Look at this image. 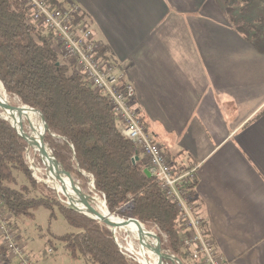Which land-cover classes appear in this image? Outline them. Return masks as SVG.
Returning <instances> with one entry per match:
<instances>
[{
  "label": "crops",
  "instance_id": "0c3cea01",
  "mask_svg": "<svg viewBox=\"0 0 264 264\" xmlns=\"http://www.w3.org/2000/svg\"><path fill=\"white\" fill-rule=\"evenodd\" d=\"M55 1L80 7L175 173L197 167L196 215L222 264H264V43L220 0Z\"/></svg>",
  "mask_w": 264,
  "mask_h": 264
},
{
  "label": "trees",
  "instance_id": "16d2710c",
  "mask_svg": "<svg viewBox=\"0 0 264 264\" xmlns=\"http://www.w3.org/2000/svg\"><path fill=\"white\" fill-rule=\"evenodd\" d=\"M222 2L225 17L237 32L264 43V31L257 27L264 18L255 23L248 19L254 9L252 0ZM235 2L239 4L230 6ZM57 48L55 35L32 21L31 11L21 0H0V84L5 93L42 114L48 127L44 135L48 149L81 189L92 182L94 194L105 201L111 215L135 219L146 231L154 228L162 252L188 264L180 244L179 213L159 183L143 173L147 166L139 159L132 163L140 153L122 136L107 100L81 75L70 73ZM26 150V141L0 119V198L8 214L33 219L34 212L43 208L51 219L57 210L75 230L56 237L72 259L82 258L89 264H139L125 256L103 224L61 204L51 189L35 182L26 165ZM15 175H21L27 186L15 189ZM195 186L196 180L186 187L193 203L197 201Z\"/></svg>",
  "mask_w": 264,
  "mask_h": 264
},
{
  "label": "built area",
  "instance_id": "2783aa9c",
  "mask_svg": "<svg viewBox=\"0 0 264 264\" xmlns=\"http://www.w3.org/2000/svg\"><path fill=\"white\" fill-rule=\"evenodd\" d=\"M21 4L31 11L33 22L55 35L58 52L62 61L69 65L70 72L81 75L107 100L122 136L146 159L150 176L159 183L167 200L179 213L180 244L188 259L194 264H222L201 227L195 204L187 196L186 187L196 180L197 167L175 173L132 107L134 88L125 82L122 68L102 56L101 46L80 19V7L73 3L54 7L47 0H21ZM11 218L0 198V264H35L24 251Z\"/></svg>",
  "mask_w": 264,
  "mask_h": 264
},
{
  "label": "rangeland",
  "instance_id": "374dc122",
  "mask_svg": "<svg viewBox=\"0 0 264 264\" xmlns=\"http://www.w3.org/2000/svg\"><path fill=\"white\" fill-rule=\"evenodd\" d=\"M220 1L222 2V0ZM238 4H239L238 2H235L233 4H230V6L231 5L237 6ZM252 8L254 9H252L248 14L249 22L255 23L256 20L260 21L261 18H264V0H252ZM257 27L258 29L264 31V19H262L261 22L258 23ZM60 59L63 60L61 58V55H60ZM20 124L22 125L24 131H25V127L31 129V126L27 122L22 123L19 117H17L16 118L17 127H19ZM29 152L30 151H28L27 148L25 161L31 177L35 180L36 183H42L46 185L49 189L53 191L54 195H56L51 187H49L44 182L37 180L33 176L31 170V164H34V167L36 166L40 168L42 176L46 178L45 177L47 175L46 168L42 166V165H46V162L44 159H42V164H40L38 160V154L36 155V157L33 158L31 153ZM15 177L17 181V184L14 186L15 189H18L20 185L27 186V184L23 181V177L21 175H15ZM67 182L68 185L71 187L69 180H67ZM74 183L75 185H77L76 187H78L80 191L83 194H86L90 199L95 197L101 199L96 194H94L93 186L90 182L86 183V186L83 189H81L80 183L78 181L76 182L74 180ZM54 213H55L54 217L50 219L49 211L40 208L34 212L33 219L27 218L22 215L11 218L13 225L18 230L17 235L23 246L24 251L33 259L35 264H89L87 261H85L82 258L72 259L69 256L68 252L64 249L63 245L57 241L56 237L74 233L75 230L72 229L66 223L63 216L57 210H54ZM149 232H153L156 235V231L154 228H151ZM112 234L114 239L117 241L118 246L125 254V256L127 258H133L135 261H137V256L135 253L129 250L128 243L131 242L134 249L136 250L138 249V243L134 240L132 241L130 234L124 231H117L116 233H112ZM158 246L160 248L159 239H158ZM160 251L162 252L161 249ZM164 264H175V263L174 260H164Z\"/></svg>",
  "mask_w": 264,
  "mask_h": 264
},
{
  "label": "bare ground",
  "instance_id": "6f19581e",
  "mask_svg": "<svg viewBox=\"0 0 264 264\" xmlns=\"http://www.w3.org/2000/svg\"><path fill=\"white\" fill-rule=\"evenodd\" d=\"M8 102L19 103V101L16 98L9 97L5 93L2 85L0 84V103H8ZM11 110L12 111L8 112V113L14 115V118L9 119L10 123L16 129L20 130L21 133L23 132L22 134L25 137L28 151H30L29 153H31L33 158L36 157V155L39 152H41L43 148H45L43 146V144L38 139L41 132H42V127H43L42 122L39 120L37 114L34 112H30L26 109L21 110L18 107H14ZM21 114L23 115L22 118H23L24 122L25 123L27 122L31 126V129L34 130V135H29L28 133H26L23 130L21 124L19 125V127H17L16 118L20 117ZM0 116L6 117V115L2 114L1 111H0ZM44 154L45 155L43 156V159L46 162V166L52 165L55 168V170L62 176V178H60V180H59L60 190H61L62 194H65L68 197H70V196L79 197L82 200H85L93 208H95V210H97V212L102 216L103 220L114 223V224L120 223V220L117 217L108 213V211H107V209L103 203V200H101L97 197L90 199L86 194H83L78 187H76L77 185H75L73 178L70 175L66 174L64 172V170L61 168V166L58 165L54 161V158H53L51 152L49 151V149L47 147L45 148ZM31 170H32L33 176L37 180L42 181L45 184H47L58 195L61 194L56 183H55V181H54V177L52 176L50 171L46 170L47 175L45 174L46 178H44L41 174V169L36 167V166L34 167V164H31ZM67 180H69L71 187L68 185ZM66 205H73L83 214L92 217L91 212L83 206L75 205V204H72L69 202H66ZM117 231H124V232L130 234L132 241L134 240L138 243V249L137 250L134 249L131 242L128 243V248L131 252L136 254L137 261L139 264H164V260H166V257H164L162 252L159 250L158 240H157V238L153 232H149V231L146 232L144 230V232L142 233L141 230L133 223H129L127 226H125L121 229H118V230L114 231L113 233H116Z\"/></svg>",
  "mask_w": 264,
  "mask_h": 264
},
{
  "label": "water",
  "instance_id": "95a60500",
  "mask_svg": "<svg viewBox=\"0 0 264 264\" xmlns=\"http://www.w3.org/2000/svg\"><path fill=\"white\" fill-rule=\"evenodd\" d=\"M58 65V64H57ZM14 107H18V108H20L21 110H24V109H26V110H28V111H30V112H34V113H36L37 114V116H38V118H39V120L42 122V124H43V127H42V132H41V134H40V136H39V141L43 144V146L46 148L47 147V144H46V142H45V139H44V135H45V133L48 131V127H47V125H46V123H45V120H44V118H43V116H42V114L39 112V111H37V110H34V109H32V108H29L28 106H26V105H23V104H21L20 102L19 103H14V102H8V103H0V111L2 112V114H5L6 115V117H1L0 116V119H3L4 121H6V122H8V123H10V121H9V119H13L14 118V115H12V114H9L8 112H11L12 110V108H14ZM23 115L21 114L20 115V117H19V119H20V121L23 123L24 122V120H23ZM10 125H11V127L12 128H14L15 130H16V132H17V134H18V136H20L21 138H23L24 140H25V137L23 136V132L21 133V131L20 130H18V129H16L11 123H10ZM25 131L28 133V134H30V135H34V130L33 129H30V128H28V127H25ZM26 141V140H25ZM45 148H43L42 149V151L41 152H39L38 153V160H39V162H40V164H42V159H43V156L45 155L44 153H45ZM48 148V147H47ZM50 151V150H49ZM53 156V155H52ZM54 158V157H53ZM54 161H55V159H54ZM137 161V158H134L133 160H132V163L134 164L135 162ZM56 162V161H55ZM57 163V162H56ZM58 164V163H57ZM59 165V164H58ZM44 168H46V170L47 171H50L51 172V174H52V176L54 177V181H55V183H56V185H57V187H58V189H59V191H60V195H58L57 193H55L57 196H58V198H59V200H60V202L62 203V204H64V205H66V202H69V203H72V204H75V205H79V206H83V207H85V208H87L90 212H91V214H92V217L91 216H87V215H85V214H83L82 212H80L75 206H73V205H66V206H68L69 208H72V209H74V210H76L78 213H80V214H82V215H84V216H86V217H88V218H90V219H92V220H95V221H98L99 223H101V224H103L106 228H108L112 233L114 232V231H116V230H118V229H121V228H123V227H125V226H127L129 223H133V224H135L140 230H141V232L143 233L144 232V227L137 221V220H135V219H132V218H128V219H119L120 220V223L119 224H114V223H111V222H108V221H105V220H103L102 219V216L97 212V210H95V208H93L91 205H89L85 200H82L81 198H79V197H75V196H70V197H68V196H66L65 194H62V192H61V190H60V183H59V180H60V178H62V176L55 170V168L52 166V165H42ZM61 166V165H60ZM62 168V167H61ZM63 169V168H62ZM65 172V171H64ZM66 173V172H65ZM143 173L146 175V176H148V177H150V174H149V172H148V170L147 169H144V171H143ZM66 174H68V173H66ZM69 175V174H68ZM91 184H92V182H91ZM93 186V185H92ZM103 203H104V205H105V201L103 200ZM68 204V203H67ZM106 207V206H105ZM107 209V208H106ZM108 211V210H107ZM109 213V212H108ZM110 214V213H109ZM146 231V230H145ZM147 232V231H146ZM156 236V235H155ZM157 238V240L159 239L158 237H156ZM161 248H159V250H160ZM163 254V256L164 257H166V260H174V263L175 264H182L177 258H175L174 256H171V255H168V254H165V253H162Z\"/></svg>",
  "mask_w": 264,
  "mask_h": 264
}]
</instances>
